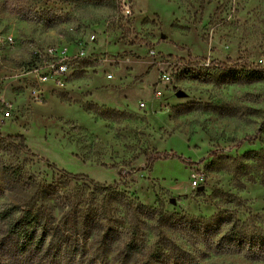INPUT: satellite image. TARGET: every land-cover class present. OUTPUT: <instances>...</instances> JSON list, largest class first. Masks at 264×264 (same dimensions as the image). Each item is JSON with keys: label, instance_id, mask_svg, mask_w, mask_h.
Wrapping results in <instances>:
<instances>
[{"label": "rangeland", "instance_id": "rangeland-1", "mask_svg": "<svg viewBox=\"0 0 264 264\" xmlns=\"http://www.w3.org/2000/svg\"><path fill=\"white\" fill-rule=\"evenodd\" d=\"M50 47L72 55L62 84L38 74ZM252 67L263 76L228 78ZM154 150L170 154L146 162ZM136 202L264 228V0H0V208L32 207L114 264H181L104 244L131 223L153 241L159 211ZM164 231L194 264H264L215 249L218 234Z\"/></svg>", "mask_w": 264, "mask_h": 264}, {"label": "trees", "instance_id": "trees-1", "mask_svg": "<svg viewBox=\"0 0 264 264\" xmlns=\"http://www.w3.org/2000/svg\"><path fill=\"white\" fill-rule=\"evenodd\" d=\"M221 65L222 69H230ZM263 76L262 71L252 67L248 71H233L228 74L230 79L254 80ZM9 140L16 141L21 149H26L23 136L10 134ZM254 134H244L237 138V142L253 139ZM170 153L157 150L144 152L146 162L167 156ZM62 174L71 180L87 181L94 187H104L93 181L85 174L62 171ZM127 206L128 207V202ZM126 205V204H125ZM149 206L136 202L134 210L148 218L158 214V229H153L154 239L146 244V229H141V224L131 223L127 227L128 237L125 241H117L120 234L117 227H105L101 236L105 237L106 246H114L116 256L145 254L147 257L158 259H173L181 264H194L193 258H189L188 252L180 248L171 236L164 230L182 229L185 232L196 233L202 240L209 242L213 234H218L215 241V249H232L242 251L250 257H256L264 253V228L247 227L246 223L230 214L217 212L206 217H190L177 211L165 213L162 216L159 204ZM223 211H226L225 209ZM0 220L4 227L0 235V258L2 264H114L107 258L87 253V250L67 232L59 226L47 225L40 220L39 215L32 207L20 208L18 206H6L0 208ZM155 225V224H154ZM98 228V227H96ZM166 228V229H164ZM164 229V230H163ZM95 232H99L98 230Z\"/></svg>", "mask_w": 264, "mask_h": 264}, {"label": "built area", "instance_id": "built-area-1", "mask_svg": "<svg viewBox=\"0 0 264 264\" xmlns=\"http://www.w3.org/2000/svg\"><path fill=\"white\" fill-rule=\"evenodd\" d=\"M121 9L123 15L129 14V9L127 4H124L122 2ZM47 52L51 54V59L43 61V64L46 65L47 69H45V71L41 73H38L39 77L41 79L51 78L56 84H62L63 82L62 75H64L67 71L66 69L67 61L72 55L69 56L65 47H61L59 49L56 48L54 49L50 47L47 49ZM31 69L34 72L38 70L36 65L33 66Z\"/></svg>", "mask_w": 264, "mask_h": 264}]
</instances>
